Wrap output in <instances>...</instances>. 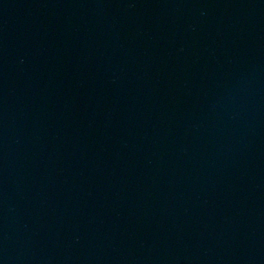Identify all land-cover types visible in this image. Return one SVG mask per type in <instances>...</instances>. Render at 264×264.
Returning a JSON list of instances; mask_svg holds the SVG:
<instances>
[{"label": "water", "instance_id": "95a60500", "mask_svg": "<svg viewBox=\"0 0 264 264\" xmlns=\"http://www.w3.org/2000/svg\"><path fill=\"white\" fill-rule=\"evenodd\" d=\"M0 264H264V0H0Z\"/></svg>", "mask_w": 264, "mask_h": 264}]
</instances>
